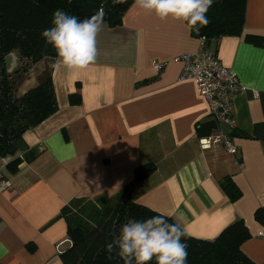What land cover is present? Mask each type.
I'll return each mask as SVG.
<instances>
[{"label": "crops", "instance_id": "obj_1", "mask_svg": "<svg viewBox=\"0 0 264 264\" xmlns=\"http://www.w3.org/2000/svg\"><path fill=\"white\" fill-rule=\"evenodd\" d=\"M133 4L119 25L103 22L88 68L69 72L54 67L58 56L50 61L57 109L22 135L35 158L15 171L3 168L10 186L0 194V264H65L63 207L115 196L145 163L156 170L133 186L135 203L205 240L242 219L251 238L241 250L264 263V226L253 216L264 206V47L244 40L264 35V0H246L242 35L222 36L209 47L242 85L233 100L234 155L222 145L198 143L206 136L199 134L210 121L209 106L192 80L180 79L175 58L201 48L200 39L185 22L162 21ZM152 61L163 69L156 71ZM25 84L19 94L37 78ZM72 94L78 103L69 102ZM225 176L241 191L235 202L220 187Z\"/></svg>", "mask_w": 264, "mask_h": 264}, {"label": "trees", "instance_id": "obj_2", "mask_svg": "<svg viewBox=\"0 0 264 264\" xmlns=\"http://www.w3.org/2000/svg\"><path fill=\"white\" fill-rule=\"evenodd\" d=\"M134 0H0V157L15 141L22 138L25 131L40 124L57 109L52 87L51 69L37 78V84L22 94L15 86L12 73L5 68L4 58L9 53H17L19 60L27 64L53 61L57 57L55 49L47 44L42 32L51 28L56 10L78 17L90 18L103 10V22L117 26ZM246 0H213L206 13L210 21L200 26L199 31L190 33L200 39L201 48L209 49L212 43L222 36H240L244 29ZM244 40L254 46L264 47V35L246 34ZM215 47V45H214ZM215 52V48L213 50ZM15 52V53H14ZM15 73L18 70L14 71ZM26 81V80H25ZM71 104L79 102V95L69 96ZM208 135L213 122L205 123ZM233 137L236 127L230 133ZM36 153L31 150L22 152L8 165L15 171L22 161H31ZM156 170L154 163L138 166L131 182L115 196H101L95 199H74L61 210V216L67 224V235L71 245L61 257L65 264H124L115 252L109 259L106 245L116 236L128 220H145L162 215L132 200V188L138 182L150 176ZM220 187L228 200L237 201L241 197L239 187L230 177L220 181ZM167 222L174 221L163 215ZM254 220L264 226V206L254 211ZM95 225L93 227L92 225ZM251 234L242 219L226 226L212 240L196 238L190 235L182 237L187 245L186 264H256L241 250ZM149 264H156L155 260ZM264 264V263H262Z\"/></svg>", "mask_w": 264, "mask_h": 264}, {"label": "clouds", "instance_id": "obj_3", "mask_svg": "<svg viewBox=\"0 0 264 264\" xmlns=\"http://www.w3.org/2000/svg\"><path fill=\"white\" fill-rule=\"evenodd\" d=\"M212 4L213 0H134L133 7L154 14L162 21L185 22L189 30L199 31L200 26L210 22L206 13ZM103 15L101 9L96 15L80 20L59 9L54 12L53 26L42 32L46 43L57 53L54 67L78 72L96 61ZM185 235L186 228L179 223H168L163 215L145 220L130 219L106 245V250L109 259L115 252L124 264H149L153 260L156 264H186L187 245L181 242Z\"/></svg>", "mask_w": 264, "mask_h": 264}, {"label": "built area", "instance_id": "obj_4", "mask_svg": "<svg viewBox=\"0 0 264 264\" xmlns=\"http://www.w3.org/2000/svg\"><path fill=\"white\" fill-rule=\"evenodd\" d=\"M175 61L182 66L180 79L192 80L198 94L206 99L209 106V116L214 127L208 135L198 138L200 147L208 149L222 145L229 154H236L237 148L230 133L235 128L233 100L235 95L242 91L237 75L219 62L213 49L199 48L193 53L176 57ZM152 66L156 71H161L164 63L152 61ZM16 157L21 158L22 152L0 157V194L10 186V182L3 175V168ZM259 236L264 238V230ZM67 242L71 245L70 240Z\"/></svg>", "mask_w": 264, "mask_h": 264}, {"label": "rangeland", "instance_id": "obj_5", "mask_svg": "<svg viewBox=\"0 0 264 264\" xmlns=\"http://www.w3.org/2000/svg\"><path fill=\"white\" fill-rule=\"evenodd\" d=\"M14 55L16 56L17 60L16 64L12 68V79L14 80L16 87H18V85H20V83L22 84L23 82L24 86H19L20 90L25 87V80H28L30 77H32V75L36 78H39L40 75L44 74L45 71L50 68V60L39 62L33 65L24 63V61L22 62L21 60H19L17 53H15ZM15 70H18V72L15 73Z\"/></svg>", "mask_w": 264, "mask_h": 264}, {"label": "water", "instance_id": "obj_6", "mask_svg": "<svg viewBox=\"0 0 264 264\" xmlns=\"http://www.w3.org/2000/svg\"><path fill=\"white\" fill-rule=\"evenodd\" d=\"M16 56L13 53H9L5 56L4 62H5V68L8 73L12 72L13 66L16 64ZM27 150V145L23 141V139H19L15 142H13L3 153L2 156L8 155L13 156L16 152H24Z\"/></svg>", "mask_w": 264, "mask_h": 264}]
</instances>
